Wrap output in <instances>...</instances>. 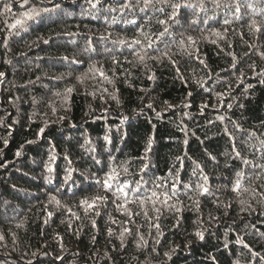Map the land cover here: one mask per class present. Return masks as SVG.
<instances>
[{"label": "trees", "instance_id": "16d2710c", "mask_svg": "<svg viewBox=\"0 0 264 264\" xmlns=\"http://www.w3.org/2000/svg\"><path fill=\"white\" fill-rule=\"evenodd\" d=\"M180 2L203 10L181 8L161 37L171 9L155 0H0V264H264V0ZM32 8L49 11L9 28ZM109 166L108 201L85 215Z\"/></svg>", "mask_w": 264, "mask_h": 264}, {"label": "snow or ice", "instance_id": "6c2138e0", "mask_svg": "<svg viewBox=\"0 0 264 264\" xmlns=\"http://www.w3.org/2000/svg\"><path fill=\"white\" fill-rule=\"evenodd\" d=\"M29 0H22V6L28 4ZM155 2L157 3H161V4H165L167 7H169L171 9V11L167 14L166 18L164 19H159L157 21V23H159L160 25L163 26V31L159 33V35L162 37L165 34L169 33V27L168 24L171 21L172 23H176L178 16H179V12L181 8H196V7H200L201 10H203V3H199V4H192L189 2H180V0H155ZM101 3V0H95V3H92V8H95L98 4ZM137 3H139V0H137ZM135 5H133L131 3V0H121V11H124L125 9H131L132 7H134ZM155 6L154 4V0H143V7L140 9L141 11H144L146 9H148L149 7H153ZM217 7H219V3L217 2L216 4ZM240 7L241 5L239 4L238 0H237V4H236V12L239 13L240 12ZM113 11H115V9H112ZM5 11L6 12H10L11 8L5 6ZM41 11H49V9H43V10H37L35 8H32L30 11H25L21 14V18L16 19L14 23L9 25L10 29H23L25 26V22L27 20H31L37 16H39L41 14ZM159 11L163 12L164 9L160 8ZM261 14H264V9L261 10ZM239 18V17H237ZM197 21L196 20H192L191 23L195 24ZM225 24L228 23L227 20L224 21ZM130 23H135V21H130ZM250 30H254L255 32L259 33L262 31L261 26L257 23L256 20H252L251 23L248 25ZM215 35L217 37L221 36V33L217 32L215 33ZM181 40L179 41L178 46L183 49L185 52H188L189 48H193L196 44L195 39L192 36H187L186 39L183 38V33H181ZM215 43V41H213ZM44 43H48L47 40L44 41ZM119 44H127L129 47H132V45H140L142 43V41L140 39H133L131 42L127 41V40H120L118 41ZM152 42L151 40L148 41V47H151ZM191 54V53H189ZM231 55V53H229ZM261 58L264 59V52L260 53ZM137 56L139 58V60L143 61L144 60V56L140 55L139 53H137ZM164 57H168L171 60V57H169L168 52H164L163 53ZM65 60H67V57H64ZM173 63V65L176 64L175 61H171ZM201 63H203V61H201ZM236 62L234 61L233 64L231 65V67L236 68ZM249 67L251 68L252 65H249ZM177 72H179V69L177 68ZM0 76H3V73H0ZM238 80H240L241 83H243V73L240 74V76L237 77ZM261 83H264V80H261ZM201 87H203V85H200ZM74 91L73 88L69 87L65 89V93L66 94H70ZM57 96L61 95V93L57 92L56 93ZM191 95V93L189 94ZM223 94L218 93L217 96H221ZM113 99H116V97H112ZM231 105H229L230 107ZM149 108L152 107V105H148ZM125 119H127V117H125ZM220 119H223L222 117ZM41 132L44 131V129L42 128L40 130ZM225 132L227 134V129H225ZM106 142H111L110 138L108 136L104 137ZM29 143H32L31 141H29ZM185 143H187V141H185ZM261 145H264V140L260 141ZM151 144V140H149V145ZM235 151V148H234ZM17 156L20 155L19 152L16 153ZM235 156L237 158L241 157V153L239 151H235ZM212 159H215V157H211ZM55 160V156L54 155H50L49 156V162L54 161ZM97 164L100 163L99 160L95 161ZM245 164H249L251 163L248 160H244L243 161ZM45 167L47 168L48 173H52L53 172V168L50 166V163L45 165ZM148 167V165H143V167L141 168V171H144L146 168ZM258 167L264 168V165H258ZM71 171V170H69ZM123 171L125 173L128 172V168L127 167H123ZM118 176L119 173L117 171V168L115 166H109V170L107 172H105L104 177L103 178H97L95 180V184L97 185V190H96V194L92 195L90 197H84L83 199H81L79 201L78 206L83 208V211L85 213V215H88V213L90 211L95 212V215L99 216L100 212L98 211V208L101 206L106 205L107 201H108V197L107 195H100V192H104L107 193L109 192L112 187H113V182L118 180ZM237 179L233 185V190H237L240 186V178L243 176L242 172H237L236 173ZM70 178V176H66V179ZM204 181L206 182L208 180V177L205 175L203 177ZM130 187L129 183L127 181L123 182L122 184H119L117 187V191L124 196L125 198L128 196V192L126 191V189H128ZM199 188L202 189L201 194L203 193H207L209 191L208 187L206 186V184H201L198 185ZM139 182H137V186L134 189L136 192H139ZM157 196V193L155 191H153L151 193V196L145 197L144 200H141L140 203L143 204L146 201H151L154 197ZM51 200L56 201L57 204H59L60 202L58 200H56L55 196L51 197ZM113 203H115V201H113ZM164 203H167V201H164ZM243 203V202H242ZM118 207H124V205H118ZM170 207H175V205H171ZM139 213H137L138 215ZM146 214V213H145ZM49 218H51L52 213H49ZM72 215H76V213H72ZM79 219V217H77ZM45 223H47V221H45ZM93 226H95V221H92ZM155 227L157 228V231L159 232L160 226L157 224L155 225ZM125 233H130V230L125 228L120 236L123 237L125 235ZM111 229L109 230V235H111ZM195 235L200 239V240H204L205 236H204V232L203 231H197L195 233ZM0 239H3L2 236H0ZM141 240H143V237H141ZM157 243H159V241H157ZM240 243H243V241H240ZM247 247V245H245ZM153 251H155V249H153ZM175 249H171L169 252H165L164 255L166 257H168L169 259L171 258V253L174 252Z\"/></svg>", "mask_w": 264, "mask_h": 264}, {"label": "bare ground", "instance_id": "6f19581e", "mask_svg": "<svg viewBox=\"0 0 264 264\" xmlns=\"http://www.w3.org/2000/svg\"><path fill=\"white\" fill-rule=\"evenodd\" d=\"M49 77V76H48ZM2 89V88H1ZM43 101V100H42ZM61 123V122H60Z\"/></svg>", "mask_w": 264, "mask_h": 264}]
</instances>
